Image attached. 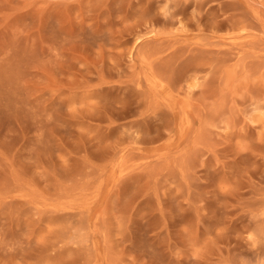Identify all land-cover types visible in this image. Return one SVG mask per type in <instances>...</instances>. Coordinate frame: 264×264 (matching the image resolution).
Masks as SVG:
<instances>
[{"label": "rangeland", "instance_id": "rangeland-1", "mask_svg": "<svg viewBox=\"0 0 264 264\" xmlns=\"http://www.w3.org/2000/svg\"><path fill=\"white\" fill-rule=\"evenodd\" d=\"M0 264H264V0H0Z\"/></svg>", "mask_w": 264, "mask_h": 264}]
</instances>
